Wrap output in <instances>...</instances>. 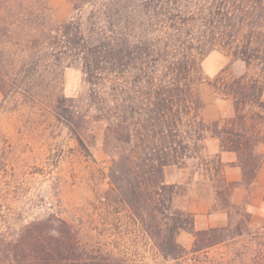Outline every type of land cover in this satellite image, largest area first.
<instances>
[{"label": "trees", "instance_id": "16d2710c", "mask_svg": "<svg viewBox=\"0 0 264 264\" xmlns=\"http://www.w3.org/2000/svg\"><path fill=\"white\" fill-rule=\"evenodd\" d=\"M64 1L67 15H56L50 0H0V91L49 97L80 143L87 126L102 128L118 202L163 258L258 234L230 196L264 167V0ZM214 49L243 71L230 64L207 81L201 61ZM69 66L81 70L84 99L62 94ZM203 83L230 101L232 115L204 119ZM208 136L235 154L240 181L226 180V164L206 153ZM190 161L212 181L227 225L197 230L194 213L172 206L176 184L165 182L164 170ZM229 209L240 213L234 224ZM180 231L193 237L189 250ZM109 246H87L67 220L44 219L0 233V264H127Z\"/></svg>", "mask_w": 264, "mask_h": 264}, {"label": "rangeland", "instance_id": "374dc122", "mask_svg": "<svg viewBox=\"0 0 264 264\" xmlns=\"http://www.w3.org/2000/svg\"><path fill=\"white\" fill-rule=\"evenodd\" d=\"M50 2L56 15H67L64 0ZM230 64L235 73L244 69L243 63L233 61L226 50L214 49L202 59L201 69L207 81H212ZM62 94L75 99L87 95L79 67L64 68ZM200 94L206 121L232 115L230 101L216 95L211 85L203 83ZM101 133V127L87 126L81 132L80 143L55 116L49 97L0 91V233L11 236L33 221L63 218L87 246L105 250L109 244L123 255L127 264H264L262 225H252L258 234H244L178 259L163 258L141 228L133 224L128 207L118 202ZM217 145L218 140L208 136L206 153L213 155L210 151ZM164 171L184 179V183H176L172 199V206L183 211L186 202H190V187L186 183L194 171L201 170L196 161H190L183 167L169 166ZM229 211L234 224L240 213ZM179 233L178 242L189 250L192 235L186 231Z\"/></svg>", "mask_w": 264, "mask_h": 264}, {"label": "crops", "instance_id": "0c3cea01", "mask_svg": "<svg viewBox=\"0 0 264 264\" xmlns=\"http://www.w3.org/2000/svg\"><path fill=\"white\" fill-rule=\"evenodd\" d=\"M211 154H218L223 162L229 163L224 172L226 180L238 182L241 180L242 171L234 163L235 154L227 151H220L219 145L210 151ZM234 163V164H233ZM165 182L184 183V179L177 176H170L164 171ZM190 187V202L184 206L183 211L194 213V227L197 230L212 227H222L228 223V215L225 211L216 207L212 181L204 171H194L188 183ZM264 167H261L255 179L247 189L244 185L236 186L230 196L233 204L242 207L250 215V224L264 226ZM178 235H182L179 233ZM185 237V236H184ZM187 239V237H186ZM189 243V239L187 240Z\"/></svg>", "mask_w": 264, "mask_h": 264}]
</instances>
